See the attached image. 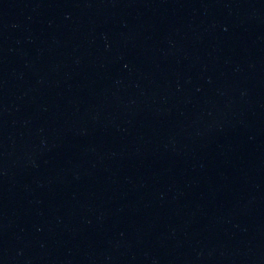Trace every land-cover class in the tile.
Wrapping results in <instances>:
<instances>
[{
    "label": "water",
    "instance_id": "obj_1",
    "mask_svg": "<svg viewBox=\"0 0 264 264\" xmlns=\"http://www.w3.org/2000/svg\"><path fill=\"white\" fill-rule=\"evenodd\" d=\"M0 264H264V0H0Z\"/></svg>",
    "mask_w": 264,
    "mask_h": 264
}]
</instances>
